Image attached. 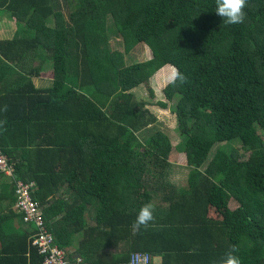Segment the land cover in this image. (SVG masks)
Here are the masks:
<instances>
[{
    "label": "trees",
    "instance_id": "obj_1",
    "mask_svg": "<svg viewBox=\"0 0 264 264\" xmlns=\"http://www.w3.org/2000/svg\"><path fill=\"white\" fill-rule=\"evenodd\" d=\"M0 10L16 26L0 40V154L12 195L14 180L33 183L71 264H128L132 253L220 264L233 245L242 264H264V0H248L239 25L223 24L215 0H0ZM46 62L51 85L36 88ZM166 65L187 77L157 102L174 103L185 187L170 182L169 136L150 129L134 93L153 97L150 79ZM228 142L242 151L218 146ZM146 203L155 221L134 232ZM31 227V264H43ZM79 234L76 257L68 249ZM107 249L117 251L110 263L100 261Z\"/></svg>",
    "mask_w": 264,
    "mask_h": 264
},
{
    "label": "crops",
    "instance_id": "obj_2",
    "mask_svg": "<svg viewBox=\"0 0 264 264\" xmlns=\"http://www.w3.org/2000/svg\"><path fill=\"white\" fill-rule=\"evenodd\" d=\"M15 32L16 26L13 16L5 10H0V40L11 39L15 35ZM47 64L50 63L46 62L42 66L38 76L32 77V82L36 88L42 89L51 85L52 76L48 78L43 77V71L47 70L45 66ZM1 78L2 75L0 74V80ZM63 194L64 186L56 192V197H62ZM65 196L68 197L67 195ZM13 198L10 178L0 175V264H31L29 248L31 246L30 235L32 233V227L25 224L22 221V216L15 211ZM90 218L92 219V215H86L83 222L85 227L92 225L93 222ZM214 218H216V215ZM81 237L82 234L76 236L72 248L68 249L69 254L75 255L76 251V257L80 256L78 247L79 241L82 239ZM103 253L100 255V261L105 263H110L117 255V251L109 249ZM154 258L161 260V257L158 256Z\"/></svg>",
    "mask_w": 264,
    "mask_h": 264
},
{
    "label": "rangeland",
    "instance_id": "obj_3",
    "mask_svg": "<svg viewBox=\"0 0 264 264\" xmlns=\"http://www.w3.org/2000/svg\"><path fill=\"white\" fill-rule=\"evenodd\" d=\"M117 41V40H116ZM115 41L113 42L111 39L110 46L115 49ZM137 61H141L145 58L144 52H138ZM47 70L43 71V77L48 78L52 76L50 64L45 65ZM175 71L174 68L170 66L162 67L159 72H156L153 77L150 79V87L153 90L154 96L150 97L148 94L147 89L144 86H139L134 89V93L136 95L137 100L147 102V108L150 113H152L154 120L150 125V129H160L169 136L170 143L172 145V152L169 157V162H171L173 168L170 172V182L176 184L177 187H185L186 186V174H187V167H186V160L185 155L183 152L182 147V137L177 133L175 129V115L172 113L174 103L168 104L167 108H161L157 105L159 101H165L162 90L163 88L171 81L173 72ZM258 135L261 140L264 141V130L258 129ZM145 135V134H144ZM218 146H224L227 150L231 149L232 147L239 148L240 151V143L237 142H228L224 144H220ZM217 146H215L210 155H213ZM236 206L235 202L231 201L229 203V207L233 209ZM210 217H214L215 214L210 212ZM217 217V216H216Z\"/></svg>",
    "mask_w": 264,
    "mask_h": 264
},
{
    "label": "built area",
    "instance_id": "obj_4",
    "mask_svg": "<svg viewBox=\"0 0 264 264\" xmlns=\"http://www.w3.org/2000/svg\"><path fill=\"white\" fill-rule=\"evenodd\" d=\"M0 175L10 177L12 168L0 154ZM34 185L32 182L13 181V206L17 213L22 216L25 224L36 228V233L32 236L31 244L36 247L43 256V264H71L66 258L65 251L60 249L54 242L52 234L43 223L41 208L31 198V191ZM77 260L75 264H79ZM74 264V263H73ZM128 264H162L160 260L145 253H132Z\"/></svg>",
    "mask_w": 264,
    "mask_h": 264
},
{
    "label": "clouds",
    "instance_id": "obj_5",
    "mask_svg": "<svg viewBox=\"0 0 264 264\" xmlns=\"http://www.w3.org/2000/svg\"><path fill=\"white\" fill-rule=\"evenodd\" d=\"M216 14L223 19V24L239 25L246 20V7L248 0H215ZM187 83V77L179 70L173 72L171 83L176 85ZM3 111H7V105H4ZM155 221L154 207L152 203L144 204L137 213L136 219L132 224L134 232L140 231L142 228L147 229ZM238 248L233 245L231 249L225 254L220 264H242V261L235 253Z\"/></svg>",
    "mask_w": 264,
    "mask_h": 264
}]
</instances>
